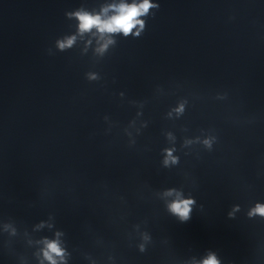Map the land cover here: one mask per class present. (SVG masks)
<instances>
[{"label": "clouds", "instance_id": "clouds-1", "mask_svg": "<svg viewBox=\"0 0 264 264\" xmlns=\"http://www.w3.org/2000/svg\"><path fill=\"white\" fill-rule=\"evenodd\" d=\"M152 7H158V5H153L151 0H141L140 3L133 2L128 4L122 2L118 5H109L107 8L102 9L101 14L77 12L74 15L79 20V31L81 33L91 31L95 28L101 34L122 32L125 36H127L137 25L143 28L144 21L138 18L146 15ZM110 9L114 11V14L107 16V12ZM136 35H139V32H137ZM74 40L75 37L68 38L66 41L59 42L58 46L61 49L70 47ZM108 43H111V41L109 40ZM106 46V44L103 45L101 50H103V47ZM168 156L171 157V152L168 153ZM172 162H175L174 158L172 159ZM165 163L167 164L168 160H166ZM193 203L194 201L191 199L177 200L170 204L169 207L173 213L181 218V220L186 221L189 219L191 205ZM254 211L264 215V207L258 206ZM47 249L48 250L44 253L45 257L51 261L52 264H56L52 254L61 255V249L55 241L48 243ZM202 264H218V261L214 256H209L202 262Z\"/></svg>", "mask_w": 264, "mask_h": 264}]
</instances>
